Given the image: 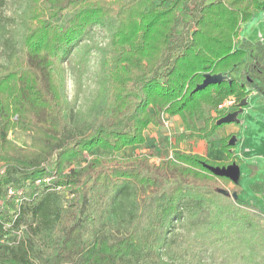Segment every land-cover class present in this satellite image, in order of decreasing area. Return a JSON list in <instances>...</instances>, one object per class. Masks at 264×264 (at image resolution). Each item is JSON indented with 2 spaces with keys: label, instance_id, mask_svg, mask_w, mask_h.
<instances>
[{
  "label": "trees",
  "instance_id": "obj_1",
  "mask_svg": "<svg viewBox=\"0 0 264 264\" xmlns=\"http://www.w3.org/2000/svg\"><path fill=\"white\" fill-rule=\"evenodd\" d=\"M24 3L17 40L4 42L0 65V264H177L176 224L209 212L221 230L223 216L243 212L219 185L232 182L204 166L240 163L231 135L219 139L225 161L173 150L155 164L147 154L93 152L144 144L160 112L182 120L175 145L209 139L223 126L216 120L227 112L216 107L225 96L240 101L247 86L264 96V44L239 39L264 0ZM97 24L109 28L107 46L118 57L78 124L60 95L64 64ZM206 73L228 78L193 91ZM15 127L32 133L29 145L8 139ZM171 175L177 180L166 186ZM44 176L49 182L35 183ZM91 210L112 220L107 233L92 227Z\"/></svg>",
  "mask_w": 264,
  "mask_h": 264
},
{
  "label": "rangeland",
  "instance_id": "obj_2",
  "mask_svg": "<svg viewBox=\"0 0 264 264\" xmlns=\"http://www.w3.org/2000/svg\"><path fill=\"white\" fill-rule=\"evenodd\" d=\"M24 4V0H0V25H3L0 28L1 66L6 63L4 42L12 36L15 41L17 40L20 30L19 16ZM70 12L64 10L62 14ZM62 14L53 19V23L61 24ZM108 39V27L101 24L93 25L64 64L65 86L60 89V95L66 115L70 116L72 113L78 124H83L87 120V110L96 101L99 89L106 82V75L114 67L118 57V54L113 53L107 46ZM239 39L250 41L260 39L264 43V12L241 25ZM226 77L228 78L227 74ZM247 89L250 92L244 97L246 104L241 107L236 120L231 122L232 130L225 127L228 123L223 124L212 135L203 150L194 144L182 149L194 150L195 153L199 152L216 161H225L226 157L219 150V139L228 135L233 137L231 153L240 160L238 188H234L233 183L224 185L219 182V185L242 206L243 212L238 216H223L221 230L209 212L199 214L192 224L185 220L176 224L173 233L178 234H174L171 250L181 252H178L180 255L177 264H264V96L257 93L252 86H247ZM239 108L235 106V110ZM15 119L16 115H13L11 120ZM176 121L180 122L179 119ZM105 122H108L107 118ZM169 123L170 135L157 115V122L153 124L155 126L146 132L148 137L157 135L159 138L155 148L142 144L133 148L127 147L120 152L96 150L93 155L107 158L147 154L152 163L158 164L160 160L169 158L172 153L173 147L169 139L173 137L178 127L171 117ZM31 135L30 131L15 127L9 131L8 139L18 146H24L29 145ZM89 156L85 153V157ZM172 163L175 162L172 160ZM176 180L177 175H171L166 186L172 185ZM91 214L94 217L92 227L107 233L112 220L98 217L92 210ZM163 258H169V255L163 253ZM143 264L156 263L153 260H145Z\"/></svg>",
  "mask_w": 264,
  "mask_h": 264
},
{
  "label": "water",
  "instance_id": "obj_3",
  "mask_svg": "<svg viewBox=\"0 0 264 264\" xmlns=\"http://www.w3.org/2000/svg\"><path fill=\"white\" fill-rule=\"evenodd\" d=\"M225 79H227L225 73H214V74L206 73L203 75L202 81L199 84L195 85L193 91L203 89L210 84H216ZM245 104H246L245 98L241 99L237 104V106H239L240 108L237 110L227 112L224 116L216 120V124L218 125L227 124L235 121L236 120L235 118L237 114L240 112L241 107H243ZM233 142H234L233 137H231L228 143L229 145H232ZM204 166L215 176L225 177L229 179L234 185H237L239 183L240 168L239 165L236 164L235 162H231L226 166H212L207 164H204ZM222 191L223 193L228 194L225 190ZM233 195H235V193Z\"/></svg>",
  "mask_w": 264,
  "mask_h": 264
},
{
  "label": "crops",
  "instance_id": "obj_4",
  "mask_svg": "<svg viewBox=\"0 0 264 264\" xmlns=\"http://www.w3.org/2000/svg\"><path fill=\"white\" fill-rule=\"evenodd\" d=\"M260 13H262V12H260ZM253 20V19H252ZM259 41H260V39H259ZM264 44V43H263ZM170 117L171 118H173L174 119V121L176 122V126L178 127V130H175V132H174V135L175 134H178V133H180V132H182V131H184V126H183V123H182V120H181V118L178 116V115H174V116H171V115H168V114H166V118L168 119V120H170ZM180 120V124H181V126H179V123H178V121H176V120ZM152 126H155V125H153V124H150L148 127H147V129L144 131V137H145V145L148 147V146H154V148L157 146L156 144H157V140L159 139L158 137H156L157 135H152V136H150L149 135V137H148V135L146 134V132L152 127ZM225 127L227 128V129H230V130H232V127H231V123H228V125H225ZM165 128V127H164ZM166 130H167V133L170 135V127L169 128H166ZM158 134V133H157ZM174 135H173V137L172 138H170L169 139V143H170V145H171V147H173L172 148V150L171 151H173V150H176V151H179V152H185V153H188V152H191L192 151V153H195L194 152V150H182L183 148H186V147H188L189 145H192V144H194V145H196V147H199V148H201V150H203V147L204 146H206L207 144H208V142L210 141V138L209 139H205V140H198V141H194V140H192V139H184V140H182V141H180V143H178V145H175V138H174ZM166 137V136H165ZM167 138V137H166ZM186 143V144H185ZM189 143V144H188ZM174 146H177V147H175L174 148ZM193 147V146H192ZM150 148V147H149ZM232 149V148H231ZM231 149H230V152H231ZM196 154H199V155H203V154H200L199 152L198 153H196ZM169 156V155H168ZM169 158H172V153H171V156H169ZM240 161V160H239ZM175 162V161H174ZM173 165H175V166H177V165H179V163H177V162H175V163H172ZM240 164V163H239ZM238 164V165H239ZM240 167V166H239Z\"/></svg>",
  "mask_w": 264,
  "mask_h": 264
},
{
  "label": "built area",
  "instance_id": "obj_5",
  "mask_svg": "<svg viewBox=\"0 0 264 264\" xmlns=\"http://www.w3.org/2000/svg\"><path fill=\"white\" fill-rule=\"evenodd\" d=\"M237 103H238V99L235 95H228L226 98H223L220 101V103L216 107V110L219 112H230L235 108ZM158 117H159L162 125L165 128L170 127L169 120L166 118V113L160 112ZM50 179H51L50 177L44 176L42 178L36 179L35 183L41 184V183L49 182ZM9 192H11V190H9Z\"/></svg>",
  "mask_w": 264,
  "mask_h": 264
}]
</instances>
